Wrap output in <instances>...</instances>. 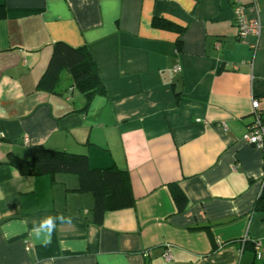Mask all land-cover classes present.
I'll return each instance as SVG.
<instances>
[{
  "label": "crops",
  "instance_id": "obj_1",
  "mask_svg": "<svg viewBox=\"0 0 264 264\" xmlns=\"http://www.w3.org/2000/svg\"><path fill=\"white\" fill-rule=\"evenodd\" d=\"M242 2L264 26V0ZM153 18L183 27L180 50ZM57 41L95 62L104 93L86 108L66 71L36 88ZM253 99L264 115V29L238 36L231 0H0V264H264ZM35 146L127 169L134 205L95 223L76 174L5 163ZM49 216L64 221L47 243L33 230Z\"/></svg>",
  "mask_w": 264,
  "mask_h": 264
},
{
  "label": "trees",
  "instance_id": "obj_2",
  "mask_svg": "<svg viewBox=\"0 0 264 264\" xmlns=\"http://www.w3.org/2000/svg\"><path fill=\"white\" fill-rule=\"evenodd\" d=\"M152 25L176 30L178 33L176 47L180 50L183 27L159 18H153ZM63 71L70 74L72 85L83 93L84 108L89 105L95 94L104 93L97 67L86 47H72L63 41L53 43L51 57L36 88L57 93ZM5 163L14 167L21 175L35 176L57 172L76 174L79 180L77 190L91 193L93 196V221L98 224L106 212L132 207L135 202L127 169L113 166L92 167L85 154L35 146L29 159L9 155ZM175 199L177 208L181 210L185 205L183 195L178 197L175 194Z\"/></svg>",
  "mask_w": 264,
  "mask_h": 264
},
{
  "label": "built area",
  "instance_id": "obj_3",
  "mask_svg": "<svg viewBox=\"0 0 264 264\" xmlns=\"http://www.w3.org/2000/svg\"><path fill=\"white\" fill-rule=\"evenodd\" d=\"M231 2L238 36L245 37L252 35L258 37L264 26H262L255 6L245 5L242 0H231ZM179 70V66L174 67V72H178ZM243 140L258 150L262 157H264V115L260 111L259 100L257 99L251 101V120L246 127ZM25 141H27L26 138ZM261 187L264 189V175H262ZM163 257L168 260L170 255L168 252H165Z\"/></svg>",
  "mask_w": 264,
  "mask_h": 264
},
{
  "label": "clouds",
  "instance_id": "obj_4",
  "mask_svg": "<svg viewBox=\"0 0 264 264\" xmlns=\"http://www.w3.org/2000/svg\"><path fill=\"white\" fill-rule=\"evenodd\" d=\"M58 220L61 221V222H63L64 221V217H62V216H56V217L49 216V217L44 218L40 222L39 227L38 228H35L33 230L34 231V234H36L39 237L41 231L42 230H46L47 233H48V240L46 242L47 243H50L51 242V234L55 230L56 224H57V221Z\"/></svg>",
  "mask_w": 264,
  "mask_h": 264
}]
</instances>
